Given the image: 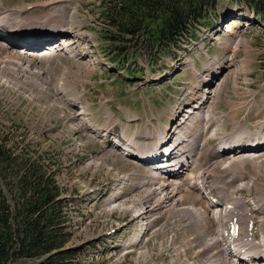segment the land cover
Returning a JSON list of instances; mask_svg holds the SVG:
<instances>
[{
  "label": "rangeland",
  "instance_id": "374dc122",
  "mask_svg": "<svg viewBox=\"0 0 264 264\" xmlns=\"http://www.w3.org/2000/svg\"><path fill=\"white\" fill-rule=\"evenodd\" d=\"M99 4V0H0L2 12L48 5V14L55 15L59 6L72 27L66 26L68 32L61 31L62 37L51 38L49 46L41 45V49L55 48L47 65L29 60L39 56L40 48L20 51L27 54L25 62L12 54L5 57L0 51V140L16 151L24 146L39 151L46 155L48 169L56 170L72 226L67 247L76 250L78 264H181L183 258L179 259L177 252H185L184 256L196 264H208L210 255L222 264L225 254L221 241L212 253L204 247L196 252L197 243L212 235L210 222L180 226L171 214L173 207L158 213L142 238L135 236L141 240L135 241L140 227L130 207L136 205L144 190L157 188L159 182L152 181L149 166L123 156L101 135L116 126L126 139L142 144L143 153L162 136L169 146L177 148L182 159H191L198 168V172L192 170L194 174L220 160L212 154L219 149V138L232 134L229 119L243 135H262L264 22L238 1L219 0L206 27L197 30L195 38L181 42L179 50L154 61L135 52L137 59L132 56L127 65L143 73L128 80L115 62L121 58L110 55L113 46H108L109 34L101 32L104 25L97 19ZM56 15L47 22L51 29L61 25ZM67 42L70 48H66ZM221 82L215 112L210 113L215 117L210 119L205 109L215 102V87ZM201 109L200 116L187 121V113L193 117ZM81 110L89 115L86 120L77 117ZM217 115L227 117L220 132H215ZM204 126L208 132H202ZM243 167L235 178L222 181L234 187L249 183L253 169L250 163ZM260 172L262 176L254 181L250 192L241 189L235 194L242 196L251 210L264 201V168ZM113 198L117 200L112 202ZM263 217L253 218L256 240L258 225L260 230L264 228V221L259 224ZM165 221L169 225L163 227ZM174 232L175 241L168 245ZM172 260L175 262L170 263Z\"/></svg>",
  "mask_w": 264,
  "mask_h": 264
},
{
  "label": "trees",
  "instance_id": "16d2710c",
  "mask_svg": "<svg viewBox=\"0 0 264 264\" xmlns=\"http://www.w3.org/2000/svg\"><path fill=\"white\" fill-rule=\"evenodd\" d=\"M218 1L99 0L97 19L102 34H109L110 55L122 60L115 62L123 77L134 80L143 73L127 65L135 52L154 61L179 50L206 27ZM235 1L264 22V0ZM39 153L26 146L16 151L0 140V264H78L76 250L67 247L72 232L67 201L56 170Z\"/></svg>",
  "mask_w": 264,
  "mask_h": 264
},
{
  "label": "bare ground",
  "instance_id": "6f19581e",
  "mask_svg": "<svg viewBox=\"0 0 264 264\" xmlns=\"http://www.w3.org/2000/svg\"><path fill=\"white\" fill-rule=\"evenodd\" d=\"M47 6L48 5L34 6L33 10L27 7L15 10H5L3 12L0 10V24L5 26L16 24L19 28L12 27V29L22 31L26 35H31L36 32H43L49 35H54L56 32L61 31L68 32L65 27L67 26L69 29L72 27L67 23L69 20L67 21V18L63 11L60 10L59 6H55L57 8L52 7L55 8V15L48 14L47 10L49 8H47ZM56 14L60 16L59 23L57 24L61 25L58 29H51L47 25V22L49 19L57 16ZM0 41L2 42L1 39ZM65 44L66 48H70V42ZM46 45H48V42ZM54 49L55 48L48 47L40 49L38 51L39 56H37L36 59H33V57L28 55V57H30L29 60H32L33 63L39 61L40 63H45L47 65L50 58L53 56L52 53L55 52ZM8 50L14 52L15 55ZM0 51H3L5 57H10V54H12L17 58H21L22 61H24L23 59H25L27 55L24 54L25 48L19 47L16 44L5 45L4 43V45H0ZM20 51L24 53H21ZM4 61L9 60L4 58ZM31 63L27 64L32 65ZM40 70L42 69L40 68ZM221 86L222 82L215 87H218L216 90L218 93L214 97L215 102L211 107L205 109V114H212L215 112L216 106H214V104H216L217 99L219 98ZM199 112V114H195L193 117L191 116L192 113H187V121L196 116H200L202 114V109ZM211 114L208 116L210 119L215 117V115ZM219 116L221 115H217L215 119L216 126L218 124V128L215 132H220V128H222L223 123L227 120L226 116L223 115L224 117L222 118H219ZM77 117H81V120H86V117H89V115L86 110H81L77 114ZM229 120L232 125V134L227 136L222 135L219 138V149L215 151L216 153L213 152L214 154H212L213 158H220V160H214L212 165L196 174L192 173V170L197 171L198 168L192 164L190 158L188 160L185 158L182 159L177 148L169 146V144H167L168 141L162 136L156 137L158 141L156 143L158 144L154 143L150 147L147 146V148H145L146 151L143 153L141 151L143 147L142 144L136 142L134 139L124 140L122 136H118V133L113 128L109 129L112 130L110 132L108 130V132L104 131V133H102L101 139L103 141H109L111 145L116 144V146H112V148H117L118 145L119 148L121 146L123 147V149H121L122 155H127L130 153L129 151H134L132 154L134 156L133 159L150 166L153 172L152 181L159 182L157 188H149L148 191L144 190V192H148L149 194L145 195L146 193L143 192L136 205L130 207L133 214H135V219L138 221L137 227H140L139 232L137 229L138 233L134 235L136 242L140 239L135 236H142L145 234L149 230L154 217L158 213L162 212L167 207H173L171 209V214L175 215L182 225H184V223L186 225L199 224L203 223L202 221H208L210 222L209 224L212 225V235L208 237V239L197 243L198 250H203L205 248L211 253L214 252L215 246L220 241L223 242L224 240V233L228 223L237 220L241 226L240 234H242V236L233 247L228 246V249H224L225 258L222 261V264H235L236 261L238 264H256L255 262L258 260H261V262L264 263V228L260 230V226L258 225L257 227L259 240L255 239V233L253 232V227L255 225L253 218L255 215H264V201L261 204L255 205V207L253 205L254 209L251 210L247 207L246 200L242 196H235L237 191L241 189L250 192L252 185L255 184L254 181L257 180L259 176H262L260 171L264 168V134L252 139L249 136L243 135L241 128L233 123V120ZM204 127L205 128L202 129V132H208V128H206L207 126ZM120 140L122 141L121 144L118 143ZM246 163H250L253 169V175H251L249 183H240L238 186L234 187V185H229V182L222 181V178L224 179L228 177L227 180L235 178L236 172L242 170ZM168 186H171L169 190ZM185 186L187 188H185ZM189 188L194 189L195 191L197 190L198 193H196V195L192 194V192L188 190ZM205 188H213L212 192L214 193V196L209 191H207V195L205 196L204 192L202 193V189ZM163 190L165 193H162ZM209 196L213 197L217 202L223 203V205L219 207L218 204L208 200ZM176 198H178V200H186L189 203H181ZM116 200L113 198L112 202H115ZM144 205H146L145 208H143ZM167 210L169 211V209ZM262 221H264V217L259 224H261ZM167 225H169L168 222L163 224V227ZM140 242L142 243V241H139V243ZM221 244L222 243H220V245ZM169 245L173 244L171 243ZM228 257L231 263L228 262ZM208 258V264L219 263L218 261H214L212 255Z\"/></svg>",
  "mask_w": 264,
  "mask_h": 264
}]
</instances>
